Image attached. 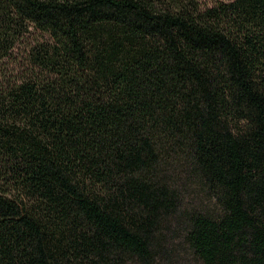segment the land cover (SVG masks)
<instances>
[{
    "label": "trees",
    "instance_id": "trees-1",
    "mask_svg": "<svg viewBox=\"0 0 264 264\" xmlns=\"http://www.w3.org/2000/svg\"><path fill=\"white\" fill-rule=\"evenodd\" d=\"M188 257L264 264V0H0V264Z\"/></svg>",
    "mask_w": 264,
    "mask_h": 264
},
{
    "label": "rangeland",
    "instance_id": "rangeland-1",
    "mask_svg": "<svg viewBox=\"0 0 264 264\" xmlns=\"http://www.w3.org/2000/svg\"><path fill=\"white\" fill-rule=\"evenodd\" d=\"M200 1L202 4L204 5H212L213 3L217 2V1H222V2H226V1H229V0H198ZM189 189V188H188ZM188 191V190H187ZM180 264H198L194 261H192L189 257L188 258H185V260H182L180 262Z\"/></svg>",
    "mask_w": 264,
    "mask_h": 264
}]
</instances>
